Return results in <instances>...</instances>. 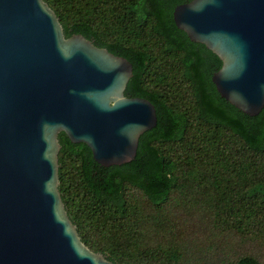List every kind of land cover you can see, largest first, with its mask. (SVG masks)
Here are the masks:
<instances>
[{
    "label": "trees",
    "instance_id": "obj_1",
    "mask_svg": "<svg viewBox=\"0 0 264 264\" xmlns=\"http://www.w3.org/2000/svg\"><path fill=\"white\" fill-rule=\"evenodd\" d=\"M44 1L66 38L127 59L125 96L157 113L121 166L59 134V191L81 241L115 264H262L245 245L264 246V108L248 117L217 93L220 60L173 21L192 0Z\"/></svg>",
    "mask_w": 264,
    "mask_h": 264
},
{
    "label": "water",
    "instance_id": "obj_2",
    "mask_svg": "<svg viewBox=\"0 0 264 264\" xmlns=\"http://www.w3.org/2000/svg\"><path fill=\"white\" fill-rule=\"evenodd\" d=\"M173 21L221 62L217 93L255 117L264 108V0H192ZM131 63L79 34L66 38L44 0H0V264H115L80 239L59 191V134L102 167L132 162L157 125L128 98Z\"/></svg>",
    "mask_w": 264,
    "mask_h": 264
},
{
    "label": "rangeland",
    "instance_id": "obj_3",
    "mask_svg": "<svg viewBox=\"0 0 264 264\" xmlns=\"http://www.w3.org/2000/svg\"><path fill=\"white\" fill-rule=\"evenodd\" d=\"M184 206V205H183ZM185 207V206H184ZM195 212V211H194ZM190 221L192 222H199L200 219H198V217L196 218V212L194 216H191L189 218ZM191 230L193 231V233H195L196 235L201 236V239H205V235H207V232L204 230H200L198 228H191ZM202 231H204V233H202ZM153 243V241H151V244ZM246 247H248L251 251L255 252L256 256L258 257L259 261L264 264V246H262L259 242H255L254 245H249L246 244Z\"/></svg>",
    "mask_w": 264,
    "mask_h": 264
}]
</instances>
